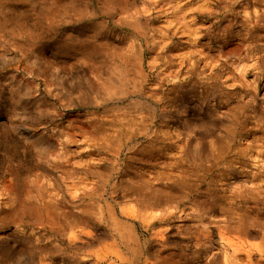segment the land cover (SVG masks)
<instances>
[{
	"label": "rangeland",
	"instance_id": "374dc122",
	"mask_svg": "<svg viewBox=\"0 0 264 264\" xmlns=\"http://www.w3.org/2000/svg\"><path fill=\"white\" fill-rule=\"evenodd\" d=\"M31 1L0 6L1 236L31 230L41 264H128L126 244L161 263L212 231L258 264L264 0Z\"/></svg>",
	"mask_w": 264,
	"mask_h": 264
},
{
	"label": "bare ground",
	"instance_id": "6f19581e",
	"mask_svg": "<svg viewBox=\"0 0 264 264\" xmlns=\"http://www.w3.org/2000/svg\"><path fill=\"white\" fill-rule=\"evenodd\" d=\"M7 1L8 0H0V6H2V4ZM40 1L41 3H44L47 0H40ZM27 2H30V0H27ZM31 2H34V0ZM73 4L76 5L77 3L73 1ZM30 6H31V3H30ZM85 10H86L85 4H83L82 7L80 5L74 8V11L78 15L79 18H85V17L88 18ZM106 12H108V10ZM109 13L110 12H108V14ZM112 13H115V12H112ZM40 142H38L37 145H40L41 144ZM0 148L3 150L4 153H6V155H9L10 153L9 143L6 142L5 139H2L1 136H0ZM49 156H50L49 154L47 155L43 154V155H40L39 158L43 161V164H46L47 166L51 164L52 166H54L55 162L54 160L50 159ZM157 189L160 190L159 188ZM152 190H156V188ZM3 230L4 229H0V264H41L42 260H41L40 255L45 247L44 245H42L41 240L39 238H35L34 235H33L34 237L32 236L31 230L29 231L28 229L22 228L20 226H15V228L9 234L5 236H1L3 235L2 233L5 232ZM211 232L206 231L205 233H203L202 241L201 242L198 241L194 243V246H192L191 252L189 251L185 252L187 250H190L191 248L188 245H185L183 246L182 252L176 253L174 255H169V257L166 258V260H164L161 263L154 262L156 259V253L149 252L148 249L145 247L146 245L145 246L144 245L129 246L126 244V247L130 255L133 256V258L130 260V262H128V264H201V263L203 264H238L237 256L239 254L244 255L246 264H251L250 253L248 250L244 249L242 246L235 247L232 245H225L221 250L214 252V253L211 252L213 245L212 246L206 245L210 241ZM210 253H212L211 256H209ZM200 254L205 255V257L209 256V259L206 260L204 257H203L204 259H201ZM220 255H223V258L221 260H219ZM262 255L263 254H260V257H263ZM159 256L160 255H158L157 257ZM136 257L141 258L142 259L141 262H138L137 260H135ZM13 258L14 260L12 261ZM258 264H264V258H259Z\"/></svg>",
	"mask_w": 264,
	"mask_h": 264
}]
</instances>
